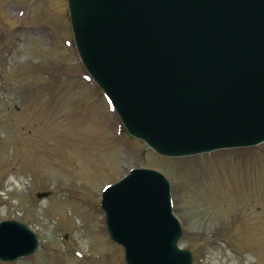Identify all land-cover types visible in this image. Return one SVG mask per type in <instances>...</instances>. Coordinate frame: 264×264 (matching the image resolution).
Segmentation results:
<instances>
[{
	"label": "rangeland",
	"instance_id": "obj_1",
	"mask_svg": "<svg viewBox=\"0 0 264 264\" xmlns=\"http://www.w3.org/2000/svg\"><path fill=\"white\" fill-rule=\"evenodd\" d=\"M64 1L0 0V220L30 226L40 240L36 252L44 256L0 264H86L75 249L93 251L100 264L111 243L96 211L100 183L140 163L144 147L137 139L120 147L113 116L79 85L74 72L81 64L68 67L63 40L41 27L18 31L25 25L13 21L21 16L19 5L26 23L47 21L58 36H68L59 8ZM67 70L70 79L63 75ZM257 148L184 159L149 154V166L172 177L175 210L185 222L181 243L194 252L195 264H264V144ZM64 183H73L89 206L63 192ZM69 229L74 233L63 237ZM61 247L67 251L58 259L51 248ZM118 263L116 257L101 264Z\"/></svg>",
	"mask_w": 264,
	"mask_h": 264
},
{
	"label": "water",
	"instance_id": "obj_2",
	"mask_svg": "<svg viewBox=\"0 0 264 264\" xmlns=\"http://www.w3.org/2000/svg\"><path fill=\"white\" fill-rule=\"evenodd\" d=\"M70 3L78 25L97 13L111 19L87 39L84 59L104 68L98 81H111L140 133L159 139L163 124L171 137L189 136L182 147L264 140V0ZM150 31L157 39L146 50ZM124 182L105 194L104 207L129 264H187L175 248L166 183L147 174Z\"/></svg>",
	"mask_w": 264,
	"mask_h": 264
},
{
	"label": "bare ground",
	"instance_id": "obj_3",
	"mask_svg": "<svg viewBox=\"0 0 264 264\" xmlns=\"http://www.w3.org/2000/svg\"><path fill=\"white\" fill-rule=\"evenodd\" d=\"M92 20V19H91Z\"/></svg>",
	"mask_w": 264,
	"mask_h": 264
}]
</instances>
